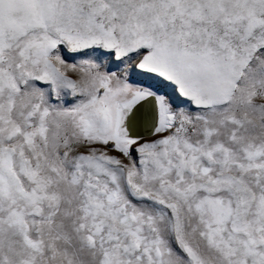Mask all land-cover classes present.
<instances>
[{
    "label": "snow or ice",
    "instance_id": "obj_1",
    "mask_svg": "<svg viewBox=\"0 0 264 264\" xmlns=\"http://www.w3.org/2000/svg\"><path fill=\"white\" fill-rule=\"evenodd\" d=\"M0 264H264V0H0Z\"/></svg>",
    "mask_w": 264,
    "mask_h": 264
}]
</instances>
